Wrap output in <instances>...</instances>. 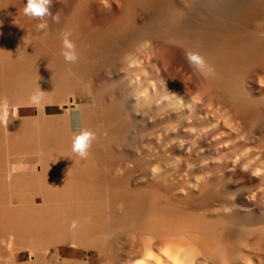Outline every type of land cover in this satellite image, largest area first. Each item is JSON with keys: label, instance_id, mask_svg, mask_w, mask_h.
<instances>
[{"label": "bare ground", "instance_id": "6f19581e", "mask_svg": "<svg viewBox=\"0 0 264 264\" xmlns=\"http://www.w3.org/2000/svg\"><path fill=\"white\" fill-rule=\"evenodd\" d=\"M11 1L0 0V264H230L226 244L246 246L254 239L264 246V212L258 221L237 212L226 218L192 217L182 203L167 198L170 180L166 170L157 168L163 163L155 162L156 155L118 152L130 143L137 112L150 116L179 108L181 98L168 99L164 85H157L163 77L167 80V63H158L166 52H174L181 63L188 61V52L203 57L206 68L193 67L217 88L220 75L216 79L212 72L230 60L227 51L241 32L234 31L236 25L260 12L257 0L192 1L186 10L195 19L192 26L185 24L178 8L156 0L143 23L124 31L118 42L108 32L86 43L72 33L79 53L75 64L61 55V34L67 28L57 32L47 16L35 24ZM150 36H159L161 42L148 51L145 40ZM211 49L214 54L207 60ZM150 51L154 53L148 59ZM108 62L117 69L105 75L102 69ZM39 87L44 97L36 107L30 97ZM82 128L96 134L87 159L71 151L72 137ZM132 161L142 163L141 172L119 180ZM121 235L131 238L130 243L124 240L122 245ZM81 252L86 256L80 258ZM251 258L248 264L259 263Z\"/></svg>", "mask_w": 264, "mask_h": 264}, {"label": "rangeland", "instance_id": "374dc122", "mask_svg": "<svg viewBox=\"0 0 264 264\" xmlns=\"http://www.w3.org/2000/svg\"><path fill=\"white\" fill-rule=\"evenodd\" d=\"M157 1L159 3V0ZM157 1L139 0L138 2V0H63V5L62 0H52V6L50 8L52 15L47 17L50 21L52 20V24L55 23L54 27L57 28V32H60L59 30H63V27L67 28V30H71L77 40H81L83 43H86V41L93 39L94 37L97 38L101 35V37H103V34H106V32L112 36L111 37L109 35L111 38H113L114 34L115 37L113 40L118 42V36L124 35V31L125 33H128L129 31H132V29L136 28L135 25H140L143 23L142 21L144 20L148 9L150 10V7H153V4H155L154 2ZM192 1L196 2L197 0H162V3H166L167 6L174 8L176 7V9L178 8L184 16L182 19L186 18L185 24L187 22L188 24L186 25H191V23L193 25L195 19L192 18L189 13H187L189 11H186L188 9L190 10V5H192V3H195ZM257 1L258 2L256 3L261 7L260 8L257 6V12L260 10L258 13L259 16L256 13V16L253 17L249 22L244 20H240L238 22L239 25H236L234 31L237 33L241 31L243 34L241 32L237 34L236 36L238 38L234 36L235 39H239V41H237L236 44L232 43L234 46H230L233 48L232 50H229L232 51L231 53L227 51V54H230L229 57H233H230V60H228L229 63H227V60L226 63L224 62L226 67L223 66L224 64H221V67L223 66V68L218 65L219 67L214 70L215 72H212L214 78L218 76L216 79H218L220 75V79L217 80L218 83L220 82V85H218L217 88H214L210 83L206 82L203 77H200L201 74L198 72L196 73L197 70L192 64L185 60H183L184 63H181L180 57L174 55V52H166L167 55L165 54V57L158 61V63L161 64L164 62V65L167 63L166 67L169 69L167 70L166 68L168 71H166L167 76H165L167 77V80L163 77L164 81L161 78V83L159 82L157 85H164L163 87L164 90H166V97L168 99H172V97L174 98L175 96H179V98H181L179 105L180 109L172 107L173 109L169 108L167 111H165L167 114L157 112L150 116L142 114L141 111L137 112L138 116H135L137 121L133 124L135 128L132 126V129L134 130L132 133H129L131 135L134 133L132 135L133 137L129 135L132 137V139H130L129 136L127 139V142L130 141V143H127L128 147H126L127 145H123L125 147L122 148L123 146H121L122 150L118 147L120 150L118 152L122 154L125 151V154L135 156L137 151L140 150L139 152H141L145 150L144 152L146 154L147 152L148 154L152 152L150 155H156L154 157L155 162L158 160V164L163 163L157 168H159L160 171L166 170L165 172L170 180L169 184L171 185L170 189L172 190L169 189V194H167L168 197H166L170 200L172 199V201L174 200L173 203H182V205L185 206L186 210L188 211L187 213L195 218L196 215H198V218L206 219H215L219 217L226 218L229 217L231 212H237L242 218L246 219L247 217V219L258 221L261 217V214L264 212V180L262 177L263 162H261L264 161V0ZM11 3L14 9L19 7L17 10L23 11L26 0H12ZM16 3L19 5H16ZM66 10H68V12ZM135 11L138 12L136 13ZM66 13L68 16L65 15ZM62 14L65 16H62ZM56 15L59 16L60 24L53 19V17ZM189 17H191V19ZM34 21H36L34 22L36 24L40 22V19L34 18ZM252 22L254 23L252 24ZM81 26L83 28H81ZM165 30L167 31V29ZM247 30L248 32H246ZM259 31L261 33H259ZM78 32L80 33L79 35ZM245 33L246 35H244ZM250 34H252L251 37ZM158 37L159 36L148 37L145 40L148 43L145 45L149 44L150 46H146L147 49H145L148 51L149 49L152 50V45L153 47H158L159 43L161 42L158 41L160 40ZM259 37L262 38L263 42H260L261 40H259ZM253 38H256V40L258 38L257 41H259L261 44L259 45V42L253 40ZM248 42L252 43L250 44ZM242 43L243 45H241ZM167 44L170 43L167 42ZM238 44H240V46H238ZM170 45H172V43ZM250 46L252 47L249 49L248 47ZM212 50L213 49L207 51V60L212 59L211 57L214 54L211 52ZM158 51L159 50L156 52ZM234 51L236 52L235 54ZM151 52L153 51H150L148 59H150L154 53L153 52L151 54ZM142 59L140 61L143 62ZM146 65L147 64H145V66ZM114 67L117 69V66L114 65L113 62H108L106 65H104L102 72H104L106 75V72L110 73L114 71ZM145 70L149 72L151 71L150 68H146ZM207 85H210V87ZM173 89L177 91L175 92ZM83 101L86 102L85 100ZM77 102L80 103L79 100H77ZM58 112H60V108L58 109ZM159 114L162 115L160 116ZM163 123L164 125H162ZM163 126L164 130H162ZM135 135L138 138H136ZM134 137L135 140L137 139L136 142ZM133 147H138L139 149H133ZM135 150L137 151L135 152ZM132 151L135 153L133 154ZM138 154L141 153L137 152V155ZM159 158H162V162H159ZM226 158L227 161L225 160ZM133 163L134 164H130V167L127 168L130 173L126 168L123 169L124 171H121L119 180L122 181L125 178V181L129 176L133 177L135 174H139L141 172V169L139 168L142 167V163L137 162L139 163L138 165L136 161ZM140 165L141 167H139ZM131 170L133 171L131 172ZM122 177L123 179H121ZM187 178L189 181H187ZM173 194L175 196H171ZM199 202H202L201 205ZM120 237H118V240L122 243V245L125 243V241L130 243L131 238L126 237L125 235H121ZM260 243L261 242L258 240L250 239V245L248 244L246 246H238L236 243H229L232 246L226 244L228 254L230 253V256L232 255V257H230L227 254L232 261L230 264H234V262L235 264H246V261L248 264L249 258L251 256V259H256L255 261L252 260L253 262L258 260V264H264V246ZM234 249L236 251H234ZM233 255L235 256L233 257ZM238 255L241 256L243 261ZM84 256H86V254L81 252L80 258ZM235 257L238 258L236 259ZM259 258L262 260H259ZM232 259L236 261L233 262Z\"/></svg>", "mask_w": 264, "mask_h": 264}, {"label": "clouds", "instance_id": "9594fccd", "mask_svg": "<svg viewBox=\"0 0 264 264\" xmlns=\"http://www.w3.org/2000/svg\"><path fill=\"white\" fill-rule=\"evenodd\" d=\"M52 6V0H26L23 8V13L25 16L31 18L43 19L45 16L52 15L50 8ZM57 22L59 21V16L53 17ZM62 50L61 55L64 61L68 64H75L79 60V53L77 52V45L71 39L72 32L65 30L62 32ZM187 59L190 64L194 65L199 70L203 71L206 68V63L203 57L196 53L188 52L186 53ZM41 79V78H40ZM44 91L39 87V90L32 94L30 97V103L33 106L39 107L43 101ZM96 140V134L90 129L82 128L75 133L72 137L71 151L80 157L81 159H87L90 155V148L93 141Z\"/></svg>", "mask_w": 264, "mask_h": 264}]
</instances>
